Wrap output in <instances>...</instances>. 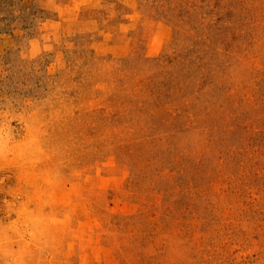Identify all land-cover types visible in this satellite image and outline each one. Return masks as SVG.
<instances>
[{"label": "rangeland", "instance_id": "374dc122", "mask_svg": "<svg viewBox=\"0 0 264 264\" xmlns=\"http://www.w3.org/2000/svg\"><path fill=\"white\" fill-rule=\"evenodd\" d=\"M0 264H264V0H0Z\"/></svg>", "mask_w": 264, "mask_h": 264}]
</instances>
